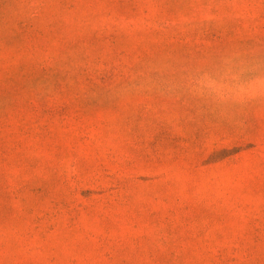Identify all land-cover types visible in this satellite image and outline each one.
I'll return each mask as SVG.
<instances>
[{
	"label": "rangeland",
	"instance_id": "obj_1",
	"mask_svg": "<svg viewBox=\"0 0 264 264\" xmlns=\"http://www.w3.org/2000/svg\"><path fill=\"white\" fill-rule=\"evenodd\" d=\"M0 264H264V0H0Z\"/></svg>",
	"mask_w": 264,
	"mask_h": 264
}]
</instances>
